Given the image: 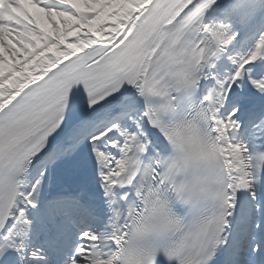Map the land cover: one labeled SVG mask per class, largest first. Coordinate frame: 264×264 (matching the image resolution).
<instances>
[{"label":"snow or ice","instance_id":"1","mask_svg":"<svg viewBox=\"0 0 264 264\" xmlns=\"http://www.w3.org/2000/svg\"><path fill=\"white\" fill-rule=\"evenodd\" d=\"M0 264H264V0H0Z\"/></svg>","mask_w":264,"mask_h":264},{"label":"bare ground","instance_id":"2","mask_svg":"<svg viewBox=\"0 0 264 264\" xmlns=\"http://www.w3.org/2000/svg\"><path fill=\"white\" fill-rule=\"evenodd\" d=\"M59 175L64 177V184H66L68 187H74L75 186V180L71 178L70 172L68 170H62ZM63 186V185H61Z\"/></svg>","mask_w":264,"mask_h":264},{"label":"rangeland","instance_id":"3","mask_svg":"<svg viewBox=\"0 0 264 264\" xmlns=\"http://www.w3.org/2000/svg\"><path fill=\"white\" fill-rule=\"evenodd\" d=\"M64 171V170H63Z\"/></svg>","mask_w":264,"mask_h":264}]
</instances>
